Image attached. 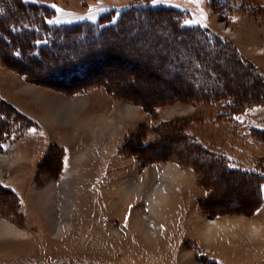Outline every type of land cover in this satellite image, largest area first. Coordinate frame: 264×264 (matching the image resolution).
<instances>
[{
    "label": "rangeland",
    "instance_id": "1",
    "mask_svg": "<svg viewBox=\"0 0 264 264\" xmlns=\"http://www.w3.org/2000/svg\"><path fill=\"white\" fill-rule=\"evenodd\" d=\"M16 3L0 7V264H264V0ZM85 22L104 35L67 29Z\"/></svg>",
    "mask_w": 264,
    "mask_h": 264
},
{
    "label": "trees",
    "instance_id": "2",
    "mask_svg": "<svg viewBox=\"0 0 264 264\" xmlns=\"http://www.w3.org/2000/svg\"><path fill=\"white\" fill-rule=\"evenodd\" d=\"M16 1L17 0H0V7H2L3 10L6 9V11H9V8L7 7V3H8V4H11V5H14L15 8H16V10H18V8L20 6H22V5L24 7H26V10H28V11H30L31 9H33L35 7L36 8H39V10H40L39 13H42V15L40 17H38V19L40 20V22L44 19L42 17H45L46 18L47 15H48L47 13H48L49 8H48V6H46L44 4L20 2L22 5H20V4L18 5L16 3ZM24 7H22V8H24ZM150 8L151 7H148V6L142 7V8L137 7V6H131V7L127 8L126 10L123 11L122 18H123L124 15L126 17H128L129 15H132V14L135 15V14H138V13H141V12L144 13V14H146L150 10ZM2 9L0 8V11H2ZM151 10H155V11L158 10L159 11L161 9H151ZM169 12L171 14H173L172 16L175 18V21L176 22L182 21V18H181V15H180L181 13H180L179 10H175V9H171L170 8L169 9ZM5 17L7 18V16H5V15H4V17H0V20H4L5 21L6 20ZM106 17H108V16H106ZM45 20L46 19H44V22L43 23H45V25L47 26V22H45ZM122 21H123V19H121V20L118 21V23L116 24L117 26L111 25L110 27L116 28V30H118L120 28V26H122L121 25ZM101 23H105V22L102 21ZM180 24H182V23L180 22ZM12 25H15L14 28H19V30H17L16 32H14V31L12 32V28L13 27H9L10 25L8 26L9 28H7L8 31H7L6 34H8L10 36V38H9L10 40L7 41L9 45H7L6 47L13 48V44L14 43L12 42V38H14L15 36L16 37H20V38L21 37H25V39H28L29 42H30V39H29L30 37L31 38H35V37H33V34L36 35L35 34L36 33V28L32 24V21L31 20L30 21L29 20H23L21 23L20 22L19 23H13ZM0 28H3V25H1V23H0ZM180 28L186 29V28H183L181 26H180ZM67 29H70V32H77V33H80L81 35H86L87 37H90L92 35V32L93 31H96L98 34L100 33V36L101 35H104V33L102 31L103 28H101L98 24H93V23H89V22H85V23H82V24L74 25L73 27L67 28ZM2 31L3 30L0 29V32H2ZM10 32H12V33H10ZM11 36H12V38H11ZM0 38H2V34H0ZM29 46H24L23 43L22 44H19L18 45V48H20V53L21 54H17V53H14L13 54L12 53L11 54L12 57L20 60L21 58H23V54H24L23 50H25V49L31 50L32 49L31 42H30V45ZM40 57H41V54L40 53L35 54V55H34V53H32V54L29 55V57L27 59L30 62H34V61H37V60L40 61L39 60ZM47 72H50V71H47ZM219 164L222 165V163H220V162H219ZM222 167H224V166H222ZM224 171H226V170H224Z\"/></svg>",
    "mask_w": 264,
    "mask_h": 264
},
{
    "label": "bare ground",
    "instance_id": "3",
    "mask_svg": "<svg viewBox=\"0 0 264 264\" xmlns=\"http://www.w3.org/2000/svg\"><path fill=\"white\" fill-rule=\"evenodd\" d=\"M25 158H27V155L26 154H23V153H21L20 154V157L19 158H17V160L18 159H25ZM108 183L110 182V184L109 185H107V186H109V188L108 189H111V195H114L115 197H117V198H119V200H118V202H120L123 206L124 205H127V209H128V207L130 206V202H129V200H128V198L129 197H131V194H132V191L129 189V188H125V190H123V191H119L116 187H115V185L113 184V181H111V180H109V181H107ZM106 181L104 182V183H107ZM117 186V185H116ZM106 191V190H105ZM107 194H105L103 191H102V195H101V197H105ZM108 203V202H107ZM122 206V207H123ZM138 216H135L134 217V221L136 220V218H137ZM8 227V226H7ZM8 229H10L11 231H17L16 229H14V227L13 226H9L8 227ZM257 229V228H256Z\"/></svg>",
    "mask_w": 264,
    "mask_h": 264
},
{
    "label": "snow or ice",
    "instance_id": "4",
    "mask_svg": "<svg viewBox=\"0 0 264 264\" xmlns=\"http://www.w3.org/2000/svg\"><path fill=\"white\" fill-rule=\"evenodd\" d=\"M152 2H153L154 4H156V3L164 2V0H152ZM195 2L199 3L200 0H195ZM52 7H53V8H57V5L53 4ZM57 10H58V11H61V12L64 11L63 9H57ZM51 22H52V21H50V23H51ZM185 23H193V21H185ZM33 131H34V130H33Z\"/></svg>",
    "mask_w": 264,
    "mask_h": 264
}]
</instances>
